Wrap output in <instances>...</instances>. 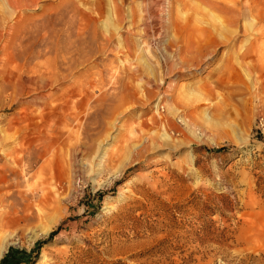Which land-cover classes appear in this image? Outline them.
Masks as SVG:
<instances>
[{
	"label": "rangeland",
	"instance_id": "1",
	"mask_svg": "<svg viewBox=\"0 0 264 264\" xmlns=\"http://www.w3.org/2000/svg\"><path fill=\"white\" fill-rule=\"evenodd\" d=\"M257 175L264 0H0V264H264Z\"/></svg>",
	"mask_w": 264,
	"mask_h": 264
},
{
	"label": "trees",
	"instance_id": "2",
	"mask_svg": "<svg viewBox=\"0 0 264 264\" xmlns=\"http://www.w3.org/2000/svg\"><path fill=\"white\" fill-rule=\"evenodd\" d=\"M255 191L260 196V198L264 201V175L259 176L257 175V182H256V188ZM227 200H229V197H226ZM223 208L226 211L234 212L235 206L232 203V201H229L228 203L223 204Z\"/></svg>",
	"mask_w": 264,
	"mask_h": 264
},
{
	"label": "bare ground",
	"instance_id": "3",
	"mask_svg": "<svg viewBox=\"0 0 264 264\" xmlns=\"http://www.w3.org/2000/svg\"><path fill=\"white\" fill-rule=\"evenodd\" d=\"M4 227V225L2 224L1 226H0V228H3ZM10 242V241H9ZM7 243L6 241H1L0 242V261H1V258H2V256H3V254H4V251H5V247L8 245V244H10V243Z\"/></svg>",
	"mask_w": 264,
	"mask_h": 264
}]
</instances>
